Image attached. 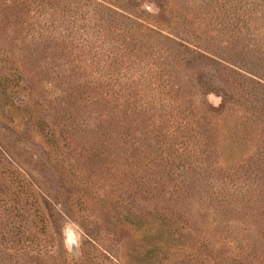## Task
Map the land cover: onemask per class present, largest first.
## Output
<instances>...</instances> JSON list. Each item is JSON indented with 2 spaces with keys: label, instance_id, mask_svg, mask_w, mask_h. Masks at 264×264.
<instances>
[{
  "label": "rangeland",
  "instance_id": "1",
  "mask_svg": "<svg viewBox=\"0 0 264 264\" xmlns=\"http://www.w3.org/2000/svg\"><path fill=\"white\" fill-rule=\"evenodd\" d=\"M0 264H264V0H0Z\"/></svg>",
  "mask_w": 264,
  "mask_h": 264
}]
</instances>
